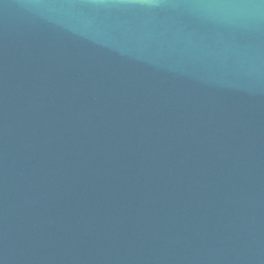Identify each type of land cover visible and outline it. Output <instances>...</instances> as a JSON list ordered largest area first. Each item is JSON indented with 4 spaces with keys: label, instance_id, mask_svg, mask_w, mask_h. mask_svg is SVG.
<instances>
[{
    "label": "water",
    "instance_id": "95a60500",
    "mask_svg": "<svg viewBox=\"0 0 264 264\" xmlns=\"http://www.w3.org/2000/svg\"><path fill=\"white\" fill-rule=\"evenodd\" d=\"M0 264H264V0H0Z\"/></svg>",
    "mask_w": 264,
    "mask_h": 264
}]
</instances>
